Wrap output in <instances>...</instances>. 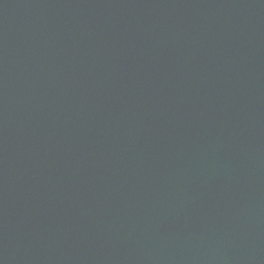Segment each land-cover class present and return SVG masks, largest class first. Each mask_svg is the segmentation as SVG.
I'll list each match as a JSON object with an SVG mask.
<instances>
[{"label": "water", "instance_id": "obj_1", "mask_svg": "<svg viewBox=\"0 0 264 264\" xmlns=\"http://www.w3.org/2000/svg\"><path fill=\"white\" fill-rule=\"evenodd\" d=\"M0 264H264V0H0Z\"/></svg>", "mask_w": 264, "mask_h": 264}]
</instances>
